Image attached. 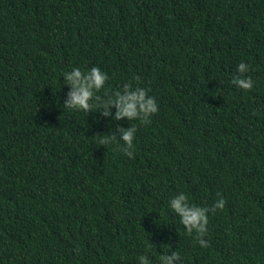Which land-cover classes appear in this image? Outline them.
Masks as SVG:
<instances>
[{
    "label": "trees",
    "instance_id": "obj_1",
    "mask_svg": "<svg viewBox=\"0 0 264 264\" xmlns=\"http://www.w3.org/2000/svg\"><path fill=\"white\" fill-rule=\"evenodd\" d=\"M92 66L108 75L93 106L66 108L63 73ZM125 83L156 99L146 121L104 114ZM180 192L224 200L206 247L169 207ZM174 251V264H264V0H0V264Z\"/></svg>",
    "mask_w": 264,
    "mask_h": 264
},
{
    "label": "clouds",
    "instance_id": "obj_2",
    "mask_svg": "<svg viewBox=\"0 0 264 264\" xmlns=\"http://www.w3.org/2000/svg\"><path fill=\"white\" fill-rule=\"evenodd\" d=\"M249 70V66L241 61L237 65V72L243 74ZM64 81L70 85L67 99L64 106L68 109L87 111L93 105L89 104V100L93 97L95 90L101 89L108 79L106 72L102 71L98 66H92L85 70L79 67H72L71 70L63 73ZM232 82L243 89H250L253 81L250 77L243 75L233 76ZM115 106V119L122 117L128 118L130 121L138 118H147L158 110L156 99L149 95L144 87L134 86L131 83H125L122 90H117L114 98L108 99L105 104V115L109 114V106ZM135 127L121 128L120 140L124 142L122 151L129 157L133 158L134 152L131 150L135 134ZM114 140V134H106L101 137V144H105ZM224 206L223 198L217 199L212 209L190 202V198L180 192L169 200L170 209L179 217L180 223L184 226L188 234L195 233L197 242L201 247L207 246V240L204 237L207 234L208 213L213 209H220ZM180 258V253L174 251L171 255H162L160 257L162 264H174L175 260ZM138 264H149V258L146 255L138 257Z\"/></svg>",
    "mask_w": 264,
    "mask_h": 264
}]
</instances>
